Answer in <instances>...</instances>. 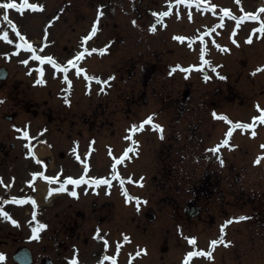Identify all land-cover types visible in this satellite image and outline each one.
<instances>
[{
  "label": "rangeland",
  "instance_id": "obj_1",
  "mask_svg": "<svg viewBox=\"0 0 264 264\" xmlns=\"http://www.w3.org/2000/svg\"><path fill=\"white\" fill-rule=\"evenodd\" d=\"M40 1L46 5V12H32L27 13L22 18L18 16L15 18V23L21 27V34L23 33L22 28L24 29V26H26L27 29L25 28L24 30L27 39L32 38L35 39L36 43H39L37 47L35 46L37 50L35 48L31 49L30 52L24 50L25 52L14 58L11 48L0 47V66L7 68L10 80L16 79V85L13 88L16 87L17 93H22L16 99L19 101L20 98H25L31 102L32 108L36 107L37 102L42 103V100L48 97L44 87L43 89L35 86L33 81L34 73L28 74L27 68L19 62L28 57L29 54L41 56L51 54L59 59L61 66L66 63V60L76 61L75 58L83 51V47H81L84 43L83 38L89 36L92 27L91 20L88 24L87 22L82 23L78 18L79 16L76 15L74 17L72 14H78L80 9V14L93 17V13L101 11V7L99 8L97 4L96 8H94L95 5L88 4L89 0H65L70 2L69 7L63 6L62 3L60 4L59 0ZM113 1L115 4L112 7H102V11L106 12V18L102 20L103 25L100 22L99 26L105 25V28H103L106 32V34L104 33L106 35L105 38L97 33L95 39L93 38V42L90 38V40L85 42L86 45L84 46L89 49H102L107 40L111 41V50L120 47L123 42L126 46L124 45L123 48H119L112 53H101L100 56H93L92 54L87 56L88 52L79 60L80 67H86L89 75L107 79L110 82L108 85L110 90L101 91L95 85L96 87L92 88L93 93L88 92L84 81H80V77L76 75V78H73L72 94L69 95L68 100L63 101L60 98L59 100L55 98V100H50L49 104L53 108L59 105V117L60 115L67 117L66 120L71 118L78 123L75 128L71 125L69 126L74 131L71 134L72 138L77 136L75 133L77 129L89 128V130L96 131L95 135L97 137H102L99 139L100 144L107 140L105 147H111V143L115 145L112 150L113 153H119L123 150L125 144L122 140L127 142V132L132 126L140 125L149 116L155 118L152 119L153 124L163 125V138H161V134L149 131L148 127H143L142 133L138 135L143 143L145 154H152L149 156L150 158H153L157 152L159 154V157L151 164L148 160L139 157V159H135L132 166H128L129 169L127 170V172L132 171L139 174L144 173L143 171L148 172L149 176H147L146 184L142 186L143 189L140 191L134 189L137 196L142 197L147 203H142V210L138 212L133 209L132 204L126 208L118 204L117 210L120 209L121 211L117 213L111 207L110 210H113V214H109L110 220L120 215L124 224L123 227L115 223L116 226L114 230L112 228L111 238L113 239L116 235L123 237L128 230L134 242L125 247L127 250H132L136 247L134 244H136L137 237L139 245L147 246V250L151 249L152 254L155 253L154 258H151V252H149L147 257L142 255L134 264H184L185 259L182 257V253L185 251L184 248L176 247V250H174L169 247L167 250L169 253L165 254V252L161 253L160 248L155 246H160L161 243V246L167 249V241L170 239L172 243L171 238H175L179 242L181 239L178 238L176 233L182 232V229L185 234H194L197 240L201 239L203 244H205L210 238L216 237V230L221 222H225L229 218L244 217V215L254 216L252 209L255 206L252 203L254 200L251 202L248 198L252 196L253 190L264 191L263 163L262 161L258 164L255 163L258 157L264 156V147H262L264 145V127L258 128L256 136H250V133L243 128H234L237 122L252 123L253 117L264 114L257 108V104L260 105V108H264V72H253L255 69L264 67V35H261L258 31L261 26L260 20L262 19L252 20L250 16L244 15L253 11L262 18L264 12L260 10L264 6L261 5L262 0H239V3L237 0H199L201 3H207L208 6L214 4L217 15L214 16V12L210 11L206 13V16H197L194 23L188 19L175 20L171 18L168 20L167 25H158L155 29L159 28L151 32L148 28L150 22L144 24L143 31L131 26L128 28L129 20H132V17H137L136 14L132 13L129 6L124 9L120 8L123 0ZM154 1L157 0H145V3L150 5V2L153 3ZM123 2L126 3V0ZM139 3L137 0L136 4L138 5ZM137 7L141 12L140 16L145 17V12L141 10L143 8L141 6ZM126 8L131 13L129 16L125 14ZM223 8L229 9L232 16H227V13L223 12ZM57 9L56 14L59 15L58 24L57 20H55L56 14H54ZM5 15L0 12L2 22ZM61 15L68 16L71 22L74 21L75 28L73 29L72 37L70 36L71 38L68 37L71 22L64 24L66 20L62 22ZM47 18L49 20H46ZM221 21L223 26H219ZM204 23H213L210 27L213 26V31L217 28L215 35L219 37V47L227 49L224 52L212 50L206 56H201L202 59L209 60L213 67L218 68L209 72L205 70L207 76L210 77L208 79H205V74L202 71L185 72L177 69L172 72L176 65H181L183 68L195 65L197 56L200 55L197 45H194L192 49L187 47V44H184L187 49L180 50L178 48L179 45L173 41L172 36L177 32L179 34H189L188 32H192L193 28ZM115 27H118L121 32L115 31ZM99 29L98 27V31ZM118 35L125 37H118ZM249 36H251V42H248ZM15 37L10 36L11 42H8L16 48H20L22 44L20 36L17 37L18 40ZM65 38H70V42L66 41ZM208 40L210 41V39ZM153 47H157V52H147ZM168 49L178 51L177 53L181 52V54L166 53L165 51ZM154 61L156 64L151 65V67L156 66V69L158 67L160 74L151 79L149 78L148 85L143 87L140 83V65L148 67L147 63L150 65ZM118 63L119 67L122 68H115ZM132 68L134 75H131ZM113 76L115 77L114 79L108 80ZM48 77L53 81L60 78L58 73H53L47 68L45 78ZM10 80L0 85V97L4 96L6 91L9 92ZM146 80L147 78L144 76V81ZM135 83L136 85H133ZM59 92H61L60 89ZM124 92L126 94H123ZM125 96L130 99V105L125 100ZM132 100L136 103H132ZM90 108H95L96 112L93 116H89ZM11 110L12 108H7L6 111L10 112ZM213 113L217 115L214 116ZM223 116H227L233 123L229 124L228 121L223 119ZM94 117L97 125H104L110 131L103 127L98 130L97 127L88 122ZM0 123L6 127L5 121L2 120ZM8 125L10 124L8 123ZM33 125L39 128L41 122L36 119ZM64 126L66 125L64 124ZM233 128V134L229 138L231 147H229V145H224L223 141L226 139V132ZM126 134L127 140L125 139ZM104 136L107 138H104ZM68 145L69 141L66 143V148ZM217 145H220L218 152L209 151V149H213ZM157 147H160V150L155 151ZM103 152L104 150L102 152L99 151V154L97 152L95 157L102 159ZM161 158L168 159L166 164L171 169L162 165ZM221 158H223V164L220 162ZM101 161H104V163ZM101 161L93 160L92 164L102 173H107L110 158L106 157ZM99 162H101L100 168ZM141 165L143 166L141 167ZM94 167L92 166V172L97 174V170ZM169 169L181 181L178 183L180 185L181 193H179V196L181 198H178L177 204L174 206H167L161 199H158L157 193H153L156 186L152 177L158 176L161 178V175L167 173L166 171ZM206 169L214 170V173L217 174L216 180L221 181L223 189L227 188L228 182L232 180V178L227 180L232 176L230 171H233V174L236 173L237 176L235 174L233 181H235V188L241 191L239 193L241 200H235L238 208L232 207L233 202L229 196L223 199L218 197L219 202H204L203 214L198 219L188 220L184 209L192 197L188 192L189 186H191L194 177L203 178ZM179 189H177V192H179ZM55 196L50 202L51 205L53 203V206H65L68 199L71 198L70 195L57 198ZM10 202L12 201L3 200L0 205H3V208H8L9 206L16 214L15 216L25 222V226L16 228L14 231V229L4 227L2 225L3 220L0 217V239L8 240L7 244L3 242L0 244V253L6 254V260L0 262V264L11 263L9 258H11L15 246H12L9 238L14 235V241L19 237L20 239L23 238V241H27L34 228L31 220L26 221L23 218L24 210L30 211L28 205L18 206L17 202L19 201H16L15 205ZM75 206H80V202ZM43 210H37V217ZM148 210L154 213L155 222L147 221L146 213ZM52 211L49 207L44 212V220L48 222V227L43 229L45 235L41 237L44 240L32 247L31 245L29 246L33 248L37 255L53 256L55 253L54 242L47 239L49 235L54 234L55 229L59 228V216H53L54 211H58V209L56 208ZM258 215L254 217L256 222L257 220L262 221L264 212L261 211ZM105 218L101 217L104 223ZM252 218H249L250 221L248 217L246 219H238L228 227V238L233 241V246L220 249L214 262H211L212 264H236L238 261L247 264H264V229L258 228ZM9 230L14 232L8 239H4L7 238L6 234H9ZM165 236L169 237L163 239ZM165 240L167 241L164 242ZM46 244H51V248H46L43 253L41 245ZM81 251L84 256L89 253L85 249ZM174 253L179 256L176 260L171 256ZM211 263L203 262V264Z\"/></svg>",
  "mask_w": 264,
  "mask_h": 264
},
{
  "label": "snow or ice",
  "instance_id": "obj_2",
  "mask_svg": "<svg viewBox=\"0 0 264 264\" xmlns=\"http://www.w3.org/2000/svg\"><path fill=\"white\" fill-rule=\"evenodd\" d=\"M180 2L186 4V5L189 7V9L191 8V5H192L193 3H196L198 7L201 6L200 3H199V0H180ZM237 2L239 3V0H237ZM2 7L7 8V9H17L18 11L23 12L26 8L35 11V10H37V9H42L43 6H42V5H39V4H36V3H30V0H23V3H20V4L17 3V0H11L10 3H5V4H3ZM102 7H103V6H101V11H99V14H98L97 20L94 22V25H93V27H92V29H91L90 36H85V37L83 38L85 42H87V41L90 39L91 36H94V35L96 34L97 30H98V26H99V17L104 15V13H103V11H102ZM210 7L212 8V11H213V12L216 11V6H215L214 4H213V5H210ZM260 11H261V12H264V8H262ZM224 12L227 13L229 16H232V13H231V11H230L229 9H224ZM170 14H171V13L168 12V11H164V12L156 13V15H157V19H160L161 17H164V16H168V15H170ZM4 19L7 20L8 17L5 15V16H4ZM250 19H252V20H259L260 18H259L258 15L251 14V15H250ZM133 23H136V21H133ZM260 25H261V26H260V28L258 29V31L261 33V35H264V20H260ZM219 26H223L222 21H221V24H220ZM151 30H152V31H155V30H156V29H155V26H152ZM254 31H255V30H254ZM3 39H4L5 41H10V38H9L7 32L4 33V35H3ZM20 39H21V40L24 39V36H23L22 34L20 35ZM177 39H181V40H182V39H184V38H183V37H177ZM201 39H203V38H201ZM10 42H11V41H10ZM248 42H251V36L248 37ZM22 46H23V45H22ZM82 47H83V51H81V52L79 53V55L75 58L77 63L79 62V60H80L81 58H83V57L85 56V53L97 51V49H95V48L89 49L87 46H83V45H82ZM26 48H27V49H33V45H31V44H27V45H26ZM106 50H107V47L104 48V49H102L101 51H106ZM34 58L37 59V60H39V61H42V62H43V61L51 62L54 66H56V67H58V68H59V67H63V71H64V73H65V75H64V79H65L66 81H68L69 83H71V81L68 80V75H67V73H68V71H69V67H68V65H72V64H73V61H72V60H69V61L67 62V65H63V66H61V65H59V64L57 63V61H56L53 57H51V56H41V55H37V56H35ZM21 62L27 64V63H28V60L25 59V60H23V61H21ZM204 62H205V64H209V66L211 67L210 63H209L207 60H205ZM191 67H196V66L193 65V66H191ZM177 69H181V70H183V71H185V72H189V71L191 70L190 68H183L181 65H176V66L172 69V72H175ZM256 71H264V68H258V69H256ZM40 72H41V77H42V76H43V72H44L43 68L40 69ZM170 74H171V73H170ZM253 74H255V73H253ZM218 75H219V74H218ZM89 78H90V79H94V80H98V78L95 77V76H92V77H89ZM114 78H115L114 76H113V77H110V79H114ZM208 78H210V77H208L207 74H205V79H208ZM222 78H225V77H222ZM43 82H44V81H43L42 79L37 81V83H43ZM99 82H101V83H106V81H99ZM103 90H104V89H101V91H103ZM0 102H2V101H0ZM69 103H70V102H69ZM257 108L260 109L261 113H264V108H260V105H259V104H257ZM153 115H155V114H153ZM213 115L215 116V115H217V114H216V113H213ZM152 119H153V116H149V117L147 118V120H146L145 122H142L140 125H133L132 128L130 129V131H131V132H135V131H137V130H139V131H143V125H144V123H151V122H152ZM223 119L226 120V121H228L229 124H232V123H233L231 120H229V118H228L227 116H223ZM258 121H259V122H264V114L253 117V122H252V123L237 122V123L234 125V128H235V127H239V128H243V129H245V130H247V129H249V128L254 129V128L257 126V125H256V122H258ZM13 127H15V125H14ZM153 128H154V129H158V130L160 131V133H161V138H163V125L153 124ZM234 128H233V129H229V130L226 132V134H225V135H226V139L223 141V144H224V145H229V138H231V136H232V134H233V130H234ZM46 130H47V129H45L44 131H46ZM20 131L23 132V137H25V138H27V139H29V140L36 139V137H31V136L29 135V132H28V131H25V130H23V129H21ZM252 135H253V136L256 135L255 131L252 132ZM45 143H46V141H45ZM27 147L31 148L32 145L29 144V145H27ZM229 147H231V145H229ZM262 147H264V145H262ZM219 148H220V145H217L215 148H213V149H209V151L218 152V151H219ZM130 150H131V149H130ZM126 156H127V152H125V153L123 154V156L117 158V162H119L120 159H123V158L126 157ZM78 158H79V157H78ZM261 159H264V156H262V157H258L257 160L255 161V163H257V164L260 163ZM37 162H38V163H41V164L44 163L43 161H39V160H38ZM220 162H221L222 164L224 163L223 158H221V161H220ZM33 175L38 177V176H41L42 173L38 171V172H35ZM43 178H44V180L49 181V182H52L54 179H56L55 177L47 176V175H44ZM67 180H68V182H70V183H72V184L79 185V184H81V183H83V182L85 181V177H81V178H78V179H77V178H73V177H68ZM2 182H3V180H2V178H0V183H2ZM93 182H94V183H97V184H99V183H101V182H102V183H109V181H108L106 178H103V179H100V180H93ZM58 190H60V189H51V191H58ZM72 195H73V196H76L77 193H76V192H72ZM125 195L128 196V193H127V190H126V189H125ZM128 198H129V200H131V199H135V200L137 201V210H139V202H140V198H139V197H135V198H133V197H130V196H129ZM28 200H30L31 203H32V205H34V206L37 207V209H38V203H37V201H36L34 198L29 197ZM14 202H15V200H14ZM21 202H23V201H21ZM144 203H147V201H144ZM0 215H2L3 217H5L6 219L11 220V222H12L13 225H17V226L19 225V222H18L16 219H13V218L11 217V214H10L9 212L5 211L3 208H0ZM34 218H35V217H34ZM238 219H246V217H238V218L234 217V218H233V220H238ZM231 222H232V221H226L225 225H222V226H221L222 232H223V229L227 226V224H228V223H231ZM37 225H38L37 227H34V228H33V233H34V235H33L32 237H30V239H32V238H38V237L36 236V234H37L39 231H41V230H43V229H45V228L48 227V225H47L46 223H42V222H39V221H37ZM181 234L183 235L182 232H181ZM97 237L100 238V239H104L103 237H99V233H97ZM125 238L127 239V237H125ZM187 239L189 240V243H190V244H192L193 246L196 245V243H197V239H196V237H187ZM221 242H223V236H222L219 240H212V241H211V246L214 248L217 244H219V243H221ZM227 244H231V241H228ZM105 246H106V247L108 246V245H107V241H105ZM117 247L119 248V244L117 245ZM145 251H146V250H145ZM77 253H78V250H77ZM198 255H199V256L207 255L209 258H212V254H211V252H205V251H203V250H199V251H190V252L187 253V257L189 258V260H190L192 257L198 256ZM104 258H105V259H112L111 257H108L107 255H105ZM4 260H6V254H5V253H0V262H3ZM70 264H78V257H77V258H73V259H71V260H70ZM101 264H102V261H101ZM113 264H115V262H113Z\"/></svg>",
  "mask_w": 264,
  "mask_h": 264
},
{
  "label": "flooded vegetation",
  "instance_id": "obj_3",
  "mask_svg": "<svg viewBox=\"0 0 264 264\" xmlns=\"http://www.w3.org/2000/svg\"><path fill=\"white\" fill-rule=\"evenodd\" d=\"M197 186H198V184H194V187H197ZM200 186L202 188H200ZM200 186H198V189L196 188V190L198 191V193H208L209 195H212L213 193H230L228 190H223V189H220L219 187L217 189H215V190H207L206 188L209 187V186H211V183H209V180L208 179L206 180V182H202ZM231 193H234V192H231ZM103 207L106 208L107 205H103ZM83 218H84V216H83ZM76 227H77L76 220H74V221L72 220L71 222H68V224H65V229L63 230L64 238L62 239V243H61L60 246L65 247L66 246L65 243L67 241H69L71 238H73V236H74V234H73L74 233V229ZM67 232L70 235H68ZM56 236H57V238H56V244H57V248H59V231H57ZM64 249H66V247ZM56 259L59 262V253L56 255ZM38 262L40 264H42V263H46L47 260L45 258H43V259L42 258H39L38 259Z\"/></svg>",
  "mask_w": 264,
  "mask_h": 264
}]
</instances>
